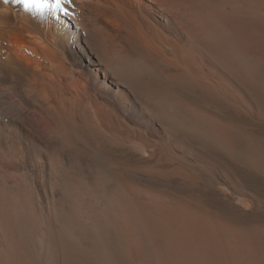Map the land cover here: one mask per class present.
I'll return each mask as SVG.
<instances>
[{
	"label": "bare ground",
	"instance_id": "obj_1",
	"mask_svg": "<svg viewBox=\"0 0 264 264\" xmlns=\"http://www.w3.org/2000/svg\"><path fill=\"white\" fill-rule=\"evenodd\" d=\"M63 8L0 0V264H264V0Z\"/></svg>",
	"mask_w": 264,
	"mask_h": 264
},
{
	"label": "rangeland",
	"instance_id": "obj_2",
	"mask_svg": "<svg viewBox=\"0 0 264 264\" xmlns=\"http://www.w3.org/2000/svg\"><path fill=\"white\" fill-rule=\"evenodd\" d=\"M232 117H234L237 121H239L240 123H245L244 126H249L248 129H250L251 131L255 130L257 132V134L263 135L264 136V123H258V122H254L253 120L243 117V116H235V115H231ZM241 120V121H240ZM249 120V121H248ZM245 121V122H244ZM259 130V131H257ZM255 132V133H256ZM239 175L244 178L243 180L249 184V186L253 189H256L258 194L260 195L261 199H264V177L259 176V175H255L249 171H246L244 169H239ZM246 179V180H245ZM178 184L174 183V186L177 187ZM254 185V186H253ZM174 187V188H175ZM197 191V190H196ZM213 208L220 210L222 212H228V211H234V212H238V214L240 215L243 208H241L239 205H237L236 203L235 206H233L234 204H231L230 202H228L225 199V196L223 194H220L219 192H217V190L214 189H207V190H198L197 191ZM262 203L264 204V200L262 201ZM262 204V208L263 205ZM238 206L239 210H236L235 207ZM262 208L258 211H250L249 209H245L246 212H248L249 214L244 215V217L242 218L244 221L247 222H261L264 223V210H262ZM264 209V208H263ZM236 212V213H237Z\"/></svg>",
	"mask_w": 264,
	"mask_h": 264
},
{
	"label": "snow or ice",
	"instance_id": "obj_3",
	"mask_svg": "<svg viewBox=\"0 0 264 264\" xmlns=\"http://www.w3.org/2000/svg\"><path fill=\"white\" fill-rule=\"evenodd\" d=\"M71 0H3V3H15L23 5L25 11L32 12V13H39L43 15L44 12L51 11L55 12L57 10L65 11L63 5L70 3Z\"/></svg>",
	"mask_w": 264,
	"mask_h": 264
}]
</instances>
